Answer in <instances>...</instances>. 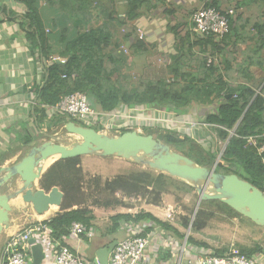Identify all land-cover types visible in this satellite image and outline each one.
I'll return each instance as SVG.
<instances>
[{
    "label": "crops",
    "instance_id": "obj_1",
    "mask_svg": "<svg viewBox=\"0 0 264 264\" xmlns=\"http://www.w3.org/2000/svg\"><path fill=\"white\" fill-rule=\"evenodd\" d=\"M33 3L43 25L44 48L51 55H63L69 41L99 26L108 28L113 42L119 48L122 45L130 48L131 40L137 34L131 39L128 38L129 34L142 27L145 30V48L131 50L128 56L125 54L130 63L143 64L146 68L156 64L155 71L162 77L173 78L178 69L179 74L189 72L195 77L210 75L215 79L214 74H209V67L213 65L218 70L217 74L234 89L248 86L256 94H264V0H145L143 4L140 0H33ZM204 4H211L221 11L231 7L235 9V14L230 17L229 34L219 38L204 36L193 30L191 14ZM27 10V5L21 0H0V152L12 150L5 164L18 161L29 149L24 151L25 145L16 136L25 131L22 124L26 123L33 134H42L40 138L47 139L44 133L46 126L43 125V132L39 131L33 116V101L37 98L34 85L36 81L42 80L44 74L43 52L41 40L35 46L26 37L23 28L26 19L23 15ZM9 11L11 16H8ZM112 52L113 47L108 50V53ZM214 99L207 104L193 103L183 113L164 114L170 117L175 126L197 141L203 138L214 145V139L217 138L212 136L206 118L223 103L219 98ZM54 134L59 135L57 132ZM92 158L102 157L81 156L85 172L88 165L94 162ZM104 158L113 160L110 165L103 163L97 172L101 175L105 173L107 179L125 172L121 161L117 160L129 162L117 156ZM115 162L119 165H115ZM107 170H112L111 175H108L110 172L106 173ZM9 190L13 191L12 188ZM173 200V195L166 194L163 202L155 205L140 196H126L123 199L125 206L119 204L111 211L114 213L110 212V224H113L111 217L117 214L135 215L145 212L168 223L172 227L170 229L153 221L148 223L150 229L146 228L145 223L123 221L117 232L110 233L112 225L104 231L97 214L99 209L91 208L95 218L88 233L79 239L65 236L64 242L72 252L78 253L88 262H94L98 249L134 233L128 225L130 222L131 226L144 230L150 236L141 264H179L195 255L212 252H208L207 248L205 252H200L193 243H188L190 233L179 216H175L173 221L167 220L166 212L168 207H174ZM139 201H142L141 205L135 207L133 202ZM11 203L15 206V212L12 213L15 220L4 231L5 236L0 237V251L8 235L39 219L38 214L31 210L19 211L22 201L14 200ZM119 233L123 235L121 239L117 238ZM49 252L47 249L44 251L45 257L41 264H54ZM29 264H34L32 253Z\"/></svg>",
    "mask_w": 264,
    "mask_h": 264
},
{
    "label": "trees",
    "instance_id": "obj_2",
    "mask_svg": "<svg viewBox=\"0 0 264 264\" xmlns=\"http://www.w3.org/2000/svg\"><path fill=\"white\" fill-rule=\"evenodd\" d=\"M21 1L28 7L23 15L26 19L23 27L27 33L26 37L35 46L38 45V40H41L40 46L43 52V78L41 81H36L34 85L38 102L34 106L33 115L39 131L43 132V125L47 123L46 132L54 134L69 121L61 113L48 120L44 105H55L65 96L75 92L84 93L91 105L98 110L118 113L134 110L139 114L144 110L154 112L165 110L178 114L185 112V109L193 103L207 104L214 101V97L219 98L223 103L216 111L210 112L206 118L212 136L218 137L221 141H227L216 171L235 173L264 192V151H259V147L264 144V96L261 93L256 94V91L248 86H239L234 89L217 74L218 70L213 65L209 67V74H214L215 79L210 75L195 77L189 72L179 74L177 69L173 78L162 77L152 80L141 77L138 81L132 80L131 76L125 75L123 69L131 68L133 62L130 63L126 60L127 58L125 59V54L113 42L112 34L106 26L84 31L69 41L61 55L68 59L65 65L49 62L51 54L44 48V31L38 10L33 0ZM140 2L143 4L145 0H140ZM8 16H11L10 11ZM134 32L129 34V39L136 35V31ZM144 41L134 37L131 40L130 51L143 50ZM111 47H113V52L108 53ZM64 73L67 74L66 78L62 77ZM73 73L76 74L75 78H72ZM137 127L143 128L147 134H153L162 139L173 149L187 155L200 165L211 168L216 162L219 152L217 149L214 150L197 141L193 136L175 126L172 121L162 124L143 120L134 121L121 127L120 133L134 130ZM233 130L235 133L230 136ZM32 132L27 126L23 133H18L16 136L23 145H28L29 142L42 137V134L36 135ZM249 136L255 138L252 144L247 141ZM215 140L216 145L217 140ZM208 145H211L209 140ZM11 152L12 150L0 152V166L9 158ZM81 164V157L58 160L40 180L42 188L50 190L58 186L65 195L60 212L47 222L56 237L68 236L73 222H82L91 229L95 218L93 210L87 205ZM98 185H101L100 179H98ZM102 189L114 195L123 193L127 196H140L148 203L155 205H160L166 194L173 195L178 202L184 195L196 192L193 186L179 179L141 167L132 168L112 179H107ZM195 197L198 199L197 192ZM113 202L117 206L120 204L114 199L107 201L104 205L111 206ZM206 203L217 204L220 207L224 205L229 211L244 217L220 200L202 201L193 221L192 232H200L207 226L208 220L216 216L217 211H209L202 206ZM189 215L179 216L186 228L191 222ZM111 219L113 224L110 233L117 232L123 221H131L135 224L145 223L147 229L151 228L148 226L149 221L165 229L172 228L168 223L145 212L135 215L117 214ZM188 243H196V246L199 244L208 248L206 243L197 242L192 235H189ZM229 251L232 254H245L250 258L264 255L263 248L259 244L254 247L242 246L232 251L225 247L216 250L214 254L222 256Z\"/></svg>",
    "mask_w": 264,
    "mask_h": 264
},
{
    "label": "water",
    "instance_id": "obj_3",
    "mask_svg": "<svg viewBox=\"0 0 264 264\" xmlns=\"http://www.w3.org/2000/svg\"><path fill=\"white\" fill-rule=\"evenodd\" d=\"M64 129L79 139L44 131L47 139L40 143L37 140L29 142V149L21 159L0 166V237L15 220L12 216L15 206L11 203L14 200L23 202L19 208L20 212L31 210L41 215L53 205L61 208L64 192L58 186L46 190L39 188L38 184L56 161L85 155L117 156L193 186L198 194V202L191 217L188 233L192 229L200 203L207 200H220L264 228V192L235 173L216 171L225 148L220 152L214 166L209 168L173 149L153 134L143 133L137 129L110 134L72 120L65 123ZM49 160L53 162L46 167ZM11 185L13 191L9 190ZM29 242L35 243V239L31 238ZM117 243L118 240H114L98 249L95 261L98 264H108L110 253ZM31 253L33 263L41 264L45 257L43 246L39 243L33 244Z\"/></svg>",
    "mask_w": 264,
    "mask_h": 264
},
{
    "label": "built area",
    "instance_id": "obj_4",
    "mask_svg": "<svg viewBox=\"0 0 264 264\" xmlns=\"http://www.w3.org/2000/svg\"><path fill=\"white\" fill-rule=\"evenodd\" d=\"M234 14L235 9L233 7L221 11L211 4H204L191 14L193 30L204 36L222 38L231 31L230 17ZM136 34L138 39L145 40V30L142 27H138ZM120 50L127 55L130 53L129 47L125 45H122ZM67 61L66 57L58 55L49 56V62L65 65ZM62 77L66 78L67 74L64 73ZM75 77L76 74L73 73L72 78ZM36 104L37 98L34 99L33 106ZM44 108L48 114V119L61 113L69 120L75 121L78 124L110 134H120L121 127L134 121L140 122L143 120L153 123L172 121L169 118L157 117V115L148 112L153 110H144L140 114L134 110H128L123 113L98 110L91 105L88 97L82 92L69 94L57 104L51 106L44 105ZM156 111L159 114L167 113L165 110ZM62 129H64V125ZM234 133L233 130L232 135ZM254 139L253 136L247 137V141L250 144L254 142ZM226 143L224 148L226 147ZM259 151H264V144L259 147ZM175 212L174 207H168L166 212L167 220L173 221L175 219ZM50 219H36L8 235L0 251V264H29L31 247L33 244L38 243L43 246L44 251L46 249L50 251L49 255L52 257L54 264H98L96 261L88 262L78 253L72 252L64 242L65 236H54L47 223ZM128 225L134 230V233L118 241L110 253L108 264H141L143 262L146 249L150 243V236L144 230L131 226L132 223L129 222ZM88 231L89 228L84 223L73 222L70 227V233L66 237L79 239L88 233ZM31 238L35 239V243L29 242ZM199 251L201 252L202 250ZM195 256L194 258L180 261L179 264H264L263 255L250 258L245 254H232L230 251L222 256L216 255L213 252Z\"/></svg>",
    "mask_w": 264,
    "mask_h": 264
},
{
    "label": "rangeland",
    "instance_id": "obj_5",
    "mask_svg": "<svg viewBox=\"0 0 264 264\" xmlns=\"http://www.w3.org/2000/svg\"><path fill=\"white\" fill-rule=\"evenodd\" d=\"M131 52V51H130ZM130 55V54H129ZM128 56V55H126ZM126 59V58H125ZM155 65L150 67V68H146L143 64H139V63H133L132 67H125V69H123V71L125 72V75L131 76L132 80L138 81V78L141 77H145V78H149L152 80H157L159 78H162V76L159 74V72L155 71ZM163 77H167V76H163ZM153 113L154 115H157V117H162V118H166V119H170V117H168L166 114L164 113H158V112H154V111H148ZM34 116V115H33ZM36 120V119H35ZM165 123V122H160ZM167 123H169V121H167ZM45 126L47 127V123L45 124ZM22 128H27V124H22ZM137 130L140 132H144L143 128L141 127H137ZM180 132V131H179ZM232 132L231 131V135L232 136ZM57 133L59 134V136H70L75 140H78L79 137L76 136L75 134H68L65 129H59V131H57ZM183 133V132H182ZM113 134H118V133H113ZM40 137V136H39ZM217 138V144L215 145H208L207 140L205 141L203 138L199 139L200 142L202 141V143H204L206 146H209L211 148L217 149L218 155L217 158L220 154V152L223 150L225 143L227 141H221L218 137ZM44 139L46 138H38L36 139L38 141V143L44 141ZM216 141V140H215ZM213 146V147H212ZM29 146L25 145V150L26 151L28 149ZM5 152V151H2ZM93 159V163L91 165H88L87 171L85 172L83 165H82V169H83V183H84V191L86 193L87 196V205L91 208H97L99 209V211L97 212V214L99 215V219L102 223V228L104 231L108 230V227H110L112 224L111 220H110V212L114 211L113 209H116L115 203L113 202L111 206H105L104 204L107 201H113L118 200L121 206H125L124 205V197L127 195H124L123 193H116L111 194L110 192H106L103 191V185L105 183V181L107 180V178H105L104 176L106 175L104 173V175L98 174V169L101 168V166L106 164H111L110 162L113 160H108L105 159L104 157L102 158H92ZM217 160V159H216ZM117 161H121V166L124 167V170H128V168H147V167H143L140 166L132 161L124 162V160H117ZM128 161V160H127ZM116 163V162H115ZM113 163V164H115ZM125 163V164H124ZM5 163H3L4 165ZM115 165H119V163H116ZM110 172V173H108ZM112 170H107L106 173H108V175H111ZM121 173V172H120ZM98 179H100L101 181V185H98ZM38 187L41 188L40 183L38 184ZM9 188H13V186L11 185V187ZM4 190H6V188H4ZM196 192L193 191L192 193H188L187 195H184L181 201L173 200V206L175 208V216H180L179 213H185V214H190L189 216L192 217L196 204L198 202V199L195 197ZM174 197V196H173ZM192 197V198H191ZM138 198V197H137ZM142 201L139 202H133V205L135 207H139L141 205ZM201 205V203H200ZM205 209L211 211H217L216 212V216L213 217L212 219H209L207 222V226L202 229L200 232H192L190 231V235H192L195 240L197 242H204L208 245V251H212L213 253H215L216 250L218 249H222L225 247H228L231 251L234 249H238L242 246L244 247H254L256 244H259L262 246L263 248V253H264V228L261 226H258L256 224H254L250 219L246 218V217H240L238 215H236L234 212L229 211L227 209V207L223 206H219L217 204H210V203H206L205 206L202 205ZM187 207V208H186ZM201 206H199L200 208ZM222 208V209H221ZM58 212H60V208H58V210L54 213L57 214ZM114 213V212H111ZM50 217V216H49ZM112 227V226H111ZM5 236L4 232L1 235ZM122 234H118L117 238L121 239L122 238ZM196 246V243H193ZM198 246H196V249H200V250H204L206 248H204L203 246L197 244ZM264 257V255H263ZM264 259V258H263Z\"/></svg>",
    "mask_w": 264,
    "mask_h": 264
},
{
    "label": "bare ground",
    "instance_id": "obj_6",
    "mask_svg": "<svg viewBox=\"0 0 264 264\" xmlns=\"http://www.w3.org/2000/svg\"><path fill=\"white\" fill-rule=\"evenodd\" d=\"M53 160H49L46 167H48V165H50V163H52ZM21 201V200H20ZM58 210V207L53 205L51 206L50 210L46 211L44 214H41V215H37L39 219H45L49 216H53V214Z\"/></svg>",
    "mask_w": 264,
    "mask_h": 264
}]
</instances>
